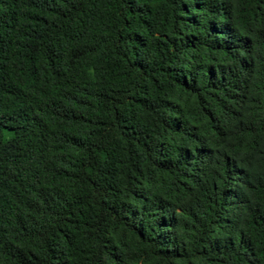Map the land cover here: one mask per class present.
<instances>
[{
    "label": "trees",
    "instance_id": "1",
    "mask_svg": "<svg viewBox=\"0 0 264 264\" xmlns=\"http://www.w3.org/2000/svg\"><path fill=\"white\" fill-rule=\"evenodd\" d=\"M0 264H264V0H0Z\"/></svg>",
    "mask_w": 264,
    "mask_h": 264
}]
</instances>
